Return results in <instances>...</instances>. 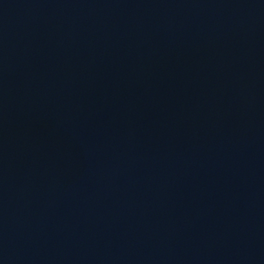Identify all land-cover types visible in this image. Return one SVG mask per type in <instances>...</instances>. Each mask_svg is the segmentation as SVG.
<instances>
[{"label":"water","instance_id":"water-1","mask_svg":"<svg viewBox=\"0 0 264 264\" xmlns=\"http://www.w3.org/2000/svg\"><path fill=\"white\" fill-rule=\"evenodd\" d=\"M0 264H264V0H0Z\"/></svg>","mask_w":264,"mask_h":264}]
</instances>
